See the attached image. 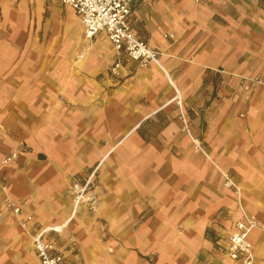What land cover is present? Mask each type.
I'll list each match as a JSON object with an SVG mask.
<instances>
[{
    "label": "crops",
    "instance_id": "crops-1",
    "mask_svg": "<svg viewBox=\"0 0 264 264\" xmlns=\"http://www.w3.org/2000/svg\"><path fill=\"white\" fill-rule=\"evenodd\" d=\"M47 8L66 12L72 40L35 39ZM81 23L58 0H0V184L21 207L0 190V264H41L29 216L62 264H241L217 243L239 204L260 222L250 239L264 264V84L241 85L264 76V0H134L132 26L161 66L125 55L120 85L108 37L83 41ZM180 111L195 134L202 124L204 153ZM159 112L169 121L148 138ZM97 166L100 204L73 215L68 188Z\"/></svg>",
    "mask_w": 264,
    "mask_h": 264
},
{
    "label": "built area",
    "instance_id": "built-area-1",
    "mask_svg": "<svg viewBox=\"0 0 264 264\" xmlns=\"http://www.w3.org/2000/svg\"><path fill=\"white\" fill-rule=\"evenodd\" d=\"M61 4L73 8L80 17L84 35L87 40H93L99 34H105L114 48V59L110 67L113 79L119 80L122 77L123 56H127L132 61L142 67L151 64H160V52L152 49L135 32L131 16L134 0H58ZM199 1V0H197ZM163 68V67H161ZM264 84V76H242L241 85L247 89H256ZM184 129L195 143L197 151L205 152L201 142L195 139L188 126V120L183 116ZM18 154L13 152L7 156L3 164L15 161ZM98 167H96L82 182L73 183L71 193L73 198V215L80 207L95 213L99 205V197L93 190ZM225 186L233 190L237 195L241 194L239 186L234 182L231 175L224 173ZM0 190L6 194L3 204L11 209L16 216H20L21 207L7 196V185L0 184ZM240 217L233 224V229L227 236H219L218 245L222 246L228 257L241 264H255L254 246L250 239V234L259 228L260 222L252 213L248 212L241 204L238 205ZM32 216L21 220L20 223L30 233L33 248L36 250L41 264H62L64 257L54 255L52 252L55 246L51 242H46L44 236L49 230H42L37 234H32L29 223Z\"/></svg>",
    "mask_w": 264,
    "mask_h": 264
},
{
    "label": "rangeland",
    "instance_id": "rangeland-1",
    "mask_svg": "<svg viewBox=\"0 0 264 264\" xmlns=\"http://www.w3.org/2000/svg\"><path fill=\"white\" fill-rule=\"evenodd\" d=\"M65 14H66V12L64 10L60 14H55L54 10H52L50 8H47V10L45 11V13L43 15V19H42L44 25L42 26V29L38 30L37 33L35 34V39H37V40H48V41L53 42L54 44H57V42H60V41L72 40L73 36L71 35V33L68 31V29L66 27L67 22L65 20L66 19ZM39 25H41V21H39V23L37 24V26H39ZM81 25H82V23H81ZM82 31H83V28H82ZM82 40L86 41V42H90V44L93 41H97V39L87 40L85 38L84 32H82ZM55 57H57V56L55 55ZM111 59H114V58H112V56H111ZM137 65L138 66H136V67H138L140 69L141 68L145 69V68L150 66L149 65L147 67H142L139 64H137ZM108 67L109 68H107V69L110 70L111 62L109 63ZM101 77H102V73L99 74V79ZM123 79H119V81L121 82ZM120 82H118V80H116V79L113 80V84H115V83L119 84ZM190 115H192V114H190ZM183 116L188 120V126H189V129L191 131L192 136L195 139H198L201 142V146L205 149L206 147H205V143H204L203 137H202V131H203L202 124H201V126H199V127H201V128H199V131H198L199 133L195 134L194 129H192V125H191V123L189 121V115H186V114L182 113V111H180L179 116L177 117V120L179 121L180 126H181V129H180L181 134L182 135H187V136L190 137V139L192 140L193 149H194L195 152L203 153L201 151H197L196 150L195 143L193 142V139L188 134L187 130L184 129ZM168 121H169L168 117L165 114H163L162 112H159L157 114L152 115L147 120H145V122L143 123L141 129L144 130V132H145V134L147 135L148 138L157 137L160 134L162 128L165 125H167ZM93 170H91L89 172V174ZM85 178H86V176H85ZM68 190H69L68 193H69V195H70V197L72 199L71 201H72V204H73V198H72V193H71V187L70 186H69ZM93 190H95L94 187H93ZM97 196L99 197V193H97ZM100 201L101 200H100V197H99V204H100ZM90 213H92V212H90ZM100 232H101L102 236L105 235L104 234V232H105L104 228H101ZM105 238L106 237L103 236L101 238V240H104ZM109 251L112 252L113 248H110Z\"/></svg>",
    "mask_w": 264,
    "mask_h": 264
}]
</instances>
